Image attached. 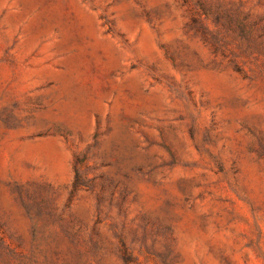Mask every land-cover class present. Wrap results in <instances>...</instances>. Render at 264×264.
<instances>
[{
  "label": "rangeland",
  "instance_id": "1",
  "mask_svg": "<svg viewBox=\"0 0 264 264\" xmlns=\"http://www.w3.org/2000/svg\"><path fill=\"white\" fill-rule=\"evenodd\" d=\"M0 264H264V0H0Z\"/></svg>",
  "mask_w": 264,
  "mask_h": 264
}]
</instances>
